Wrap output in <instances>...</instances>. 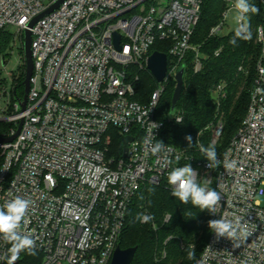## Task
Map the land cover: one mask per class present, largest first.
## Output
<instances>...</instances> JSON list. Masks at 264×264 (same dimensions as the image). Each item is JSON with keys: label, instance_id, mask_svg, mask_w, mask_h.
Returning <instances> with one entry per match:
<instances>
[{"label": "built area", "instance_id": "built-area-1", "mask_svg": "<svg viewBox=\"0 0 264 264\" xmlns=\"http://www.w3.org/2000/svg\"><path fill=\"white\" fill-rule=\"evenodd\" d=\"M55 1L0 0V30H14L11 41L18 40L22 49L28 23ZM201 2L65 0L30 29L33 68L24 108V94L16 98L13 93L17 69L7 73L0 91V124L6 126L0 138L14 136L21 124L13 141L0 143V207L17 196L30 200L21 231L36 241L35 254L22 251L15 264H110L135 194L159 183L172 192L168 174L186 164L197 183L207 182L221 195L212 219L239 217L252 233L247 240L231 241L210 230L193 264H264V48L245 116L233 136L219 150L224 121L218 114L205 129L215 161L200 146L206 158L165 143L167 151L151 152L164 127L156 118L157 106L188 52L195 53L194 72L200 70L191 39ZM234 3L224 0L210 36L219 35L230 9L239 15L237 26L247 24V14L241 17ZM115 33L120 49L113 43ZM156 42L169 44L167 73L141 104L134 100L139 77L132 71H147ZM257 42L264 44L261 27ZM224 96L218 86L217 110ZM171 117L181 121L176 113ZM116 136L132 138L126 147L121 141L119 154ZM232 161L236 166L226 168ZM10 247L0 238V264H7Z\"/></svg>", "mask_w": 264, "mask_h": 264}, {"label": "trees", "instance_id": "trees-1", "mask_svg": "<svg viewBox=\"0 0 264 264\" xmlns=\"http://www.w3.org/2000/svg\"><path fill=\"white\" fill-rule=\"evenodd\" d=\"M249 3L258 8L257 13L247 14L251 39L236 38V43L232 44L230 41L235 32L222 36L209 35L210 29L221 19L225 9L224 0H202L199 21L191 39L192 46L197 48L201 67L194 72L193 51L188 52L181 63L185 66V77L176 106V115L181 122H175L174 117L169 115L175 83L169 81L163 92L156 109V118L164 122L161 142L184 150L195 158H206L198 151V146L208 147L209 132L205 129L217 114L224 121L219 150L241 124L264 48V44L257 42V29L261 27L264 30V6L258 0H249ZM10 42L11 35L0 30V55H7ZM168 46V43L156 42L151 51L167 55ZM216 51L219 52L215 54ZM20 52L22 55L21 48ZM21 67L13 90L16 98L24 94L25 69L23 65ZM133 72L139 77L134 100L146 104L155 88V80L147 71ZM218 86L223 87L225 96L217 110L213 95ZM199 133L201 135L197 138ZM188 136L191 137V144L186 139ZM113 143L115 153L119 154L121 136L114 137ZM143 214L150 217L144 223L141 222ZM210 220L213 219L208 210L201 211L191 202L181 203L163 183L146 184L129 204L118 246L121 249L136 247L131 264H193L206 243ZM190 252L194 253L192 259H189ZM23 253L31 255L27 251Z\"/></svg>", "mask_w": 264, "mask_h": 264}, {"label": "clouds", "instance_id": "clouds-1", "mask_svg": "<svg viewBox=\"0 0 264 264\" xmlns=\"http://www.w3.org/2000/svg\"><path fill=\"white\" fill-rule=\"evenodd\" d=\"M234 7L237 9L241 17L248 13H257L258 8L255 4L249 3V0H235ZM236 38L248 40L251 39L250 25L240 23L235 29L234 38L230 43L235 44ZM181 122L177 120V123ZM186 139L191 144V137ZM163 142H157L151 147L153 155L165 152ZM200 151L207 154L210 161H215L217 153L214 145H209L205 148L200 145ZM216 166L215 163L211 167ZM236 166V162L226 163L225 167L232 169ZM168 184L174 186L172 188V196L176 197L181 203L187 204L191 202L192 206L199 208L201 211L208 210L209 212H217L221 200V195L218 191L208 187L207 182L203 185L197 183L196 173L193 168L186 164L183 167H176L168 174ZM31 201L20 196L9 200L3 207H0V238L8 242L11 247L8 249L10 256L7 259V264H15L22 251H27L29 254H35V239L31 233H23L21 231V223L25 222V217L28 213ZM150 217L145 216L144 220ZM208 227L212 232H215L217 237L227 236L231 241L247 240L252 234L246 223L242 224L239 217L234 220H229L225 217L220 219L210 220ZM194 253H189V259H192Z\"/></svg>", "mask_w": 264, "mask_h": 264}, {"label": "water", "instance_id": "water-1", "mask_svg": "<svg viewBox=\"0 0 264 264\" xmlns=\"http://www.w3.org/2000/svg\"><path fill=\"white\" fill-rule=\"evenodd\" d=\"M65 0H56L52 5H50L46 10H44L41 14L33 18L27 25V28L23 31V39H22V56L24 60V69H25V75H24V81H23V87H24V95L23 100L21 102L22 108L25 106L26 102V96L29 91V80L32 74V57H31V31L30 29L33 28V26L39 21L41 18L47 16L48 14L55 11ZM114 46L116 49L119 48L120 43V35L115 33L114 34ZM167 56L164 53H160L157 51H153L150 56L147 59V71L150 73V75L154 78L155 82L161 83L167 73ZM184 77H185V66L182 64L179 69L177 70L174 80H175V87L173 90L172 98H171V104L169 107V115L172 116L176 113V106L178 104V101L181 96V92L183 89V83H184ZM21 128V124L19 125L18 129L16 130V133L14 136L8 138V139H2L0 138V143L2 142H11L13 141L16 136L19 134ZM123 146H127L131 141V137H122L121 138ZM136 253V247H130L126 249H121L119 246L115 249L110 264H131L133 257Z\"/></svg>", "mask_w": 264, "mask_h": 264}, {"label": "rangeland", "instance_id": "rangeland-1", "mask_svg": "<svg viewBox=\"0 0 264 264\" xmlns=\"http://www.w3.org/2000/svg\"><path fill=\"white\" fill-rule=\"evenodd\" d=\"M44 5H47L49 3V0H40ZM239 18V15L234 9L228 10L224 22V26L222 30L219 32V35H226L229 32H234L237 26V19ZM247 20L245 19V22ZM7 32L9 34H13L14 30L11 28L7 29ZM20 42L17 40L15 42L11 41L10 43V50L7 51V55L4 56V60H0V65H4L5 69L2 70L0 68V91L1 86L3 85V81H5V77H7V73L13 69L17 72L21 71L22 66V59H21V52H20ZM1 56V55H0ZM134 71H137L136 69H133ZM6 129V126L4 124H0V131H3ZM212 189V188H211ZM30 259V258H29Z\"/></svg>", "mask_w": 264, "mask_h": 264}]
</instances>
